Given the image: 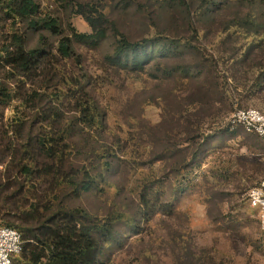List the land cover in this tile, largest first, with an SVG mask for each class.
I'll list each match as a JSON object with an SVG mask.
<instances>
[{
	"label": "rangeland",
	"instance_id": "1",
	"mask_svg": "<svg viewBox=\"0 0 264 264\" xmlns=\"http://www.w3.org/2000/svg\"><path fill=\"white\" fill-rule=\"evenodd\" d=\"M34 1L41 19H57L61 36L70 37L71 29L91 34L76 5L98 4L130 42L146 41V52L154 51L143 73L112 67L107 57L113 53L116 38L109 31L96 49L73 44L81 65L62 61L50 64L45 72L42 93L48 107L68 120L84 86L102 114L99 140L120 146L119 158H128L126 163H116L110 187L102 185L77 201L99 217L124 213L115 225L116 240L106 249V264H154L147 261L152 255L159 264H174L173 252L178 248L170 240L181 232L187 235L186 245H193L197 264H264V231L258 212L247 200L248 191L264 179V143L240 127L228 131L226 126L239 109L252 108L264 115V0ZM1 6L0 2V48L16 31L25 34L27 48H56L59 37L29 32L26 23L15 25ZM193 47L200 50L197 63L208 67L215 62L220 77L234 75L245 87L243 97L254 82L261 80V88L254 89L255 94L250 90L253 96L238 104L223 106L221 102L204 110V136L197 158L186 172L193 181L184 191L176 192L175 180L165 179L171 171L154 162L160 150L151 143L155 138L165 141L167 135L172 144L187 137L185 121L193 122L192 112L182 114L181 120L176 115L195 92L196 81L172 70L181 65L178 53L184 52L188 64L194 65L195 53L189 50ZM160 55L166 58L158 59ZM3 75L0 70V83ZM15 105L12 102L6 118L12 117ZM139 196L148 198L151 211L146 206L138 208ZM167 204L172 205L171 212L159 209ZM145 212L151 214L146 223L142 222ZM2 221L0 224H17Z\"/></svg>",
	"mask_w": 264,
	"mask_h": 264
},
{
	"label": "trees",
	"instance_id": "2",
	"mask_svg": "<svg viewBox=\"0 0 264 264\" xmlns=\"http://www.w3.org/2000/svg\"><path fill=\"white\" fill-rule=\"evenodd\" d=\"M0 2L5 16L13 19L15 25L26 23L29 32L44 31L59 37L53 51L40 46L27 48L25 34L16 31L0 48V70L4 74L0 83V219L17 223L0 224V227L17 231L23 241L21 253L12 258L11 264H106V249L115 242V225L123 220L124 213L99 217L78 206L77 201L102 185L110 187L116 163L128 158H119L120 146L115 148L107 141L105 144L104 139L99 140L103 130L102 114L84 86L73 116L68 120L59 110L48 107L47 97L42 93L46 85L45 72L50 64L62 61L81 65L73 44L96 49L106 41L109 31L116 38L113 53L107 57L112 67L143 73L153 60L154 51L146 52V41L130 42L100 11L98 4L76 5L91 34L71 29V36L66 37L61 36L57 19L50 16L41 19L40 7L34 0ZM210 6L214 8L213 3ZM189 50L195 53L194 65L188 64L184 52L178 53L176 59L181 65L172 70L190 75L196 81L195 92L176 115L181 120L182 114L192 112L193 122L185 121L187 137L183 142L172 144L167 135L165 141L155 138L156 143H151L160 150L154 162L164 164V168L171 171L165 179L175 180L176 192L184 191L193 181L186 172L196 160L199 142L204 136L205 117L201 116L204 110L218 107L221 102L223 106L238 104L253 96L249 94L251 91L255 94L254 89L261 88V80L256 81L243 97L245 87H241L234 75L220 77L217 63L205 67V63H197L199 48ZM165 58L164 55L158 57ZM79 87L81 89V83ZM12 102H16L12 117L6 118ZM226 126L231 130L227 121ZM84 134L85 138L79 141ZM160 142H164L162 148ZM143 206L147 211L153 207L147 197L139 196L138 208ZM164 208L169 209L168 212L173 209L172 205H159V209ZM148 215V212L142 214V222L149 221L151 214ZM170 242L178 248L173 252L174 264H197L193 245H186L185 232L175 234ZM154 259L153 255L147 257V261L159 264Z\"/></svg>",
	"mask_w": 264,
	"mask_h": 264
},
{
	"label": "built area",
	"instance_id": "3",
	"mask_svg": "<svg viewBox=\"0 0 264 264\" xmlns=\"http://www.w3.org/2000/svg\"><path fill=\"white\" fill-rule=\"evenodd\" d=\"M231 130L240 127L246 133L259 137L264 143V115L256 109L238 110L227 120ZM250 207L258 212L260 228L264 231V179L247 193ZM23 241L19 233L0 227V264H11L12 258L21 253Z\"/></svg>",
	"mask_w": 264,
	"mask_h": 264
}]
</instances>
